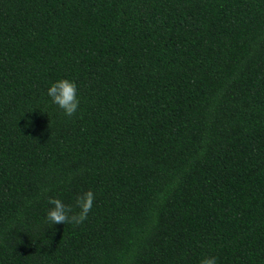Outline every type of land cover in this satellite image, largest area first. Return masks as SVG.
<instances>
[{
  "label": "trees",
  "instance_id": "obj_1",
  "mask_svg": "<svg viewBox=\"0 0 264 264\" xmlns=\"http://www.w3.org/2000/svg\"><path fill=\"white\" fill-rule=\"evenodd\" d=\"M205 256L264 264V0H0V264Z\"/></svg>",
  "mask_w": 264,
  "mask_h": 264
},
{
  "label": "clouds",
  "instance_id": "obj_2",
  "mask_svg": "<svg viewBox=\"0 0 264 264\" xmlns=\"http://www.w3.org/2000/svg\"><path fill=\"white\" fill-rule=\"evenodd\" d=\"M47 95L51 102L55 104L64 115L68 117L74 116L80 106V100L77 96V85L75 82L61 79L52 83L47 89ZM94 193L89 190L78 196L73 206L65 205L60 199H49L48 204L51 205L47 211L46 220L53 225L65 224H82L88 217L94 202ZM199 264H217L215 256H205L199 261Z\"/></svg>",
  "mask_w": 264,
  "mask_h": 264
}]
</instances>
